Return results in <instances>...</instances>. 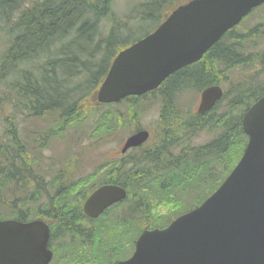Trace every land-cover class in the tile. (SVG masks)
<instances>
[{"label":"trees","instance_id":"trees-1","mask_svg":"<svg viewBox=\"0 0 264 264\" xmlns=\"http://www.w3.org/2000/svg\"><path fill=\"white\" fill-rule=\"evenodd\" d=\"M172 1L146 0L137 6V14L142 12L146 20H156L157 25L165 16L155 19L153 15L149 17V12L158 11L166 3L168 7ZM111 5L112 0H0V24L11 26L7 27L10 39L0 60V110L6 113L3 118L0 115V219L27 220L36 214L40 216L47 210L48 199L51 201L48 210H52L49 216H60L62 222L63 215L70 217L74 213L69 209H73L79 198L74 193L80 188L81 176H66L64 194L60 193L62 204L58 190L54 192L53 189L61 181L62 174L68 171L67 155L71 152L65 153V162L48 175L32 167L38 161L37 155L58 138L70 141L69 146L84 136L91 140L107 138L118 130L123 119L121 114L133 120L131 109L135 111L134 104H127L123 113L114 107L121 104L101 107L90 99L115 53L130 43L129 40H113L119 36L114 24L105 38L98 36L103 18L112 22L119 20ZM261 20L241 33L228 31L199 61L178 69L166 80L165 88L161 85L157 89L171 93L172 98V94L187 86L200 90L210 84L232 80L231 89H227L220 101L203 115L195 114L186 120L182 116L179 124L176 116L169 118L174 114L172 107L163 110L169 112L161 115L162 123L168 127L163 129L156 152L146 150L133 155V150L122 159L124 163L117 161L118 171L124 164H131L126 170L132 178L133 196L134 192L138 193L135 204L139 207L133 205L131 210L124 209L111 215L110 220H104L100 234L95 233L88 240L87 245H91L92 250L78 255L82 263L105 264L107 260L116 259L113 252L121 254L126 240H134L144 227H162L176 215L195 207L231 171L247 140L241 125L242 114L264 93V84L259 85L263 86L260 89L246 81L235 82L236 78L230 77V70L238 65L245 66V61L255 58L251 57L257 53L245 56L241 49L244 44H254L248 42H253L257 36L264 35V18ZM127 30L133 31L131 27ZM56 51L60 54H54ZM104 52L100 62L94 61L96 55L101 58ZM42 58L44 62L37 66V61ZM260 61L264 64V59ZM9 72H18L16 80L1 86ZM73 78L76 82L72 85ZM230 92L231 97H227ZM5 96L11 97L9 104ZM7 106L11 109L6 112ZM92 113H97L93 126L84 133L83 125ZM23 114L24 121L46 119L49 126L37 128V132L28 128L23 133L18 128V115ZM205 127L216 133L209 141L196 147L188 146L178 156L168 154L169 146L177 140L170 130H180V141H183ZM29 145L33 148H28ZM73 157L79 158L78 153ZM34 174L45 184L43 193L40 186L36 188ZM113 181L120 182L121 179L115 177ZM190 185L207 186L204 193L192 195ZM159 203L167 207L160 217L155 210ZM120 215H123L121 222ZM87 245L85 249L90 250Z\"/></svg>","mask_w":264,"mask_h":264},{"label":"water","instance_id":"water-1","mask_svg":"<svg viewBox=\"0 0 264 264\" xmlns=\"http://www.w3.org/2000/svg\"><path fill=\"white\" fill-rule=\"evenodd\" d=\"M264 0H189L178 5L149 35L117 53L95 93L99 103L117 102L156 88L170 73L201 58L222 34ZM219 85L200 93L197 112L221 97ZM247 135L243 152L219 186L199 205L166 227L144 229L132 256L117 264H264V95L242 116ZM141 129L122 147L141 145ZM123 188L104 185L86 199L83 210L97 216L123 198ZM48 227L35 219L0 220V264H48Z\"/></svg>","mask_w":264,"mask_h":264},{"label":"rangeland","instance_id":"rangeland-1","mask_svg":"<svg viewBox=\"0 0 264 264\" xmlns=\"http://www.w3.org/2000/svg\"><path fill=\"white\" fill-rule=\"evenodd\" d=\"M146 0H112L111 9L113 8L116 15H118L119 20L116 22H112L109 19L103 18L100 21L99 28H98V36L100 38H105L110 30V27L114 24L117 27V32H120L119 36H115L113 40L120 41L122 39H128L132 36H135L136 34H141L144 31L150 30L156 23V20L153 22H150V20H146V15L144 17V14L139 13L137 14V6ZM184 0H173L170 5H174L176 3H179ZM167 3L165 4V7H160V9L156 12L151 11L149 12V17L151 15L154 16V18H159L162 16L164 12H167L169 9V6L167 7ZM143 17V18H142ZM264 18V3L263 5L254 10H252L248 15H246L240 22L241 25L236 30L234 29L235 33H241L244 30L252 27L254 24L259 22L261 19ZM239 24V23H238ZM7 27H11L10 24H6L5 26L0 24V60L1 56L5 52V49L9 43V34L10 31ZM131 27L133 31L128 32L127 28ZM98 37V38H99ZM102 41V40H100ZM248 43H255L258 46L264 45V35L263 36H257L253 39V42ZM102 45V43H101ZM60 54V52L56 51L54 54ZM106 53L104 52L100 58V55H96L94 57V61L100 62L103 59V55ZM86 59V57H84ZM44 58L37 61V66L41 65L43 63ZM97 68L93 67V70ZM23 70V68H20ZM232 76L237 77L238 80H241L243 76H248L254 73V70L252 68H244L242 66H237L233 69ZM18 72H9V74L6 76V80L4 83H2L1 86L7 85V82L16 80ZM264 77V76H263ZM79 79L80 76L78 77ZM76 82V79H72V85ZM224 84V83H222ZM187 85V84H186ZM185 85V86H186ZM167 86V85H166ZM184 86V87H185ZM227 89L229 88V84H225ZM174 93V92H173ZM173 95V94H172ZM231 92L228 93L227 97H231ZM89 96V95H88ZM150 96L146 97L145 99H142L138 103V111L131 109V113H133V120H131L128 116L125 114H121L123 116V119L119 123V128L113 135H108L111 137L99 139V140H91L87 136H84L82 140L77 141L74 145L69 146L68 144L70 141L67 140L61 141L63 139L58 138L53 140L51 143L49 142L46 147H44L41 152L37 155L38 161H36V164H33L32 167L35 168L36 171H43L46 175H48L51 171H54L56 169H59L61 165L65 162V153L71 152V154L67 155L68 161L70 162V166H68V171L72 172L75 171L76 168H80L81 165V171H92L97 165V160H106L108 157H111L114 155V152L118 148V146L122 143L124 138L132 132V130L136 127H143L145 129L151 130L153 133L155 132V128L157 124H160L163 126L160 122V115L163 116L167 111H163L162 108H157V104H149L152 100L149 98ZM152 98H154L152 96ZM199 99V90L194 87V89L186 88L181 91L180 93V102L182 105V109L186 112L185 117L190 118L189 114H194V110L196 109V106L198 104ZM5 100L7 104H9L11 97L5 96ZM127 104L122 103L121 105L114 106L115 108L119 109L121 112L125 113V107ZM167 106L171 107L170 100L167 101ZM104 107V106H103ZM11 107H6V112L10 110ZM107 108H100V110H104ZM189 112V114H187ZM3 114H6L0 110V115L3 118ZM25 114V113H24ZM24 114L18 115V121L20 124H18V128L21 132L25 133L28 131V128L36 129L37 128H43L49 126L46 119L43 120H25L24 121ZM97 113H92L91 116L87 119V121L84 123L83 128L86 130L84 133L88 132L92 126L93 122L95 120ZM180 117L182 115L177 114L176 116V122H180ZM185 118V120H186ZM164 126H168L164 123ZM2 127H0L1 132ZM69 132H67V135ZM215 132H210L207 127L204 129L196 132L195 134L189 135L184 140L180 141L178 144L175 142L172 147H169L170 155L178 156L180 155L185 148L188 146H194L203 144L207 141H209L212 137L215 136ZM178 136H181V133H177ZM44 137V136H43ZM30 149L33 147L29 145ZM138 151H135L133 153L137 154ZM143 152V151H142ZM78 153L79 158H74ZM132 152H129L128 154H131ZM77 166V167H76ZM117 166V164H116ZM130 163L124 164L122 167V170L120 171H127L126 168L130 167ZM119 165L117 166L118 169ZM94 171H100L99 169H96ZM35 175L36 182V188L38 189V186H40V192H44V182L42 180H38V175ZM164 183V182H163ZM165 184V183H164ZM207 185H202L199 187H194V185H190L191 191L190 194L194 195L198 192H205ZM37 192H39L37 190ZM138 193L134 192L133 196V205L134 207H139V204L136 203L137 195ZM166 205L164 203L156 204V214L160 217L161 215H164ZM55 209V208H54ZM49 211V210H47ZM46 212V211H44Z\"/></svg>","mask_w":264,"mask_h":264},{"label":"flooded vegetation","instance_id":"flooded-vegetation-1","mask_svg":"<svg viewBox=\"0 0 264 264\" xmlns=\"http://www.w3.org/2000/svg\"><path fill=\"white\" fill-rule=\"evenodd\" d=\"M261 52H264V49L259 50ZM259 58L256 60V68L254 73L251 75H248V77L244 80L249 85L256 84L257 86L255 88L262 89L264 84V64H261L260 59H264V53L258 54ZM234 62V61H233ZM249 67L248 65L246 66ZM164 85V84H163ZM166 85H164V88ZM169 92H158V96H150L149 98L152 100L149 102L150 104H154L153 102H156V104L159 106V108L162 107V109H169L173 107V105H178L177 100V94H173L171 98V93ZM150 94H144L142 97H147ZM168 96V98H166ZM133 97L130 96L128 98L132 101ZM167 100H170L171 107L167 106ZM179 109L181 110V106L179 105ZM172 118V117H169ZM159 132V130H158ZM154 136V134L152 135ZM176 136V135H175ZM152 138V137H151ZM148 141V140H147ZM159 140L153 139L149 144H153V148L151 151H155V148L157 146V142ZM148 144V145H149ZM169 154V151H168ZM123 157L121 153H117L114 158ZM114 165V164H113ZM77 167V166H76ZM81 170L80 168H76L75 171H67L64 174H62L61 181L56 184V187L53 189L54 192L58 190L59 192V203L62 204V196L60 193H63L65 191V185H66V176L69 175H79L81 176L80 180V188L75 191V197H79L77 201L73 204L72 208L69 209L73 211L74 214H71L70 217L62 216L63 222L61 220L60 216H49L48 214L52 213V210L49 209V206L51 204V201L48 199V207L46 212H43L42 215H35L32 216L30 219H41L43 220L49 230V236H48V248L52 252L51 260L48 264H86L82 263L78 259V255L80 253H86L90 252L91 245H87L88 240L94 237L95 233L98 235L100 234V228L101 223L105 221L110 220L112 218L111 215H115L117 213L122 212L124 209H132L133 207V192H132V178L129 172L127 171H118L117 166H113V170L111 171H105V172H96V171H78ZM104 176L106 178H110L115 180V177L121 179L120 182H116L113 180H108L107 183L105 182H96V178ZM102 184H114L117 186H121L126 191L125 198L121 199L120 201L114 202L110 206L106 207L101 214H99L96 217H91L87 214H85L83 210L84 203L89 196V194L95 190L98 186ZM130 186V188H128ZM49 188V185H48ZM64 194V193H63ZM62 194V195H63ZM65 203V202H64ZM55 211V210H54ZM59 215V214H58ZM27 220H21V221H28ZM66 219V220H65ZM68 219V220H67ZM119 221H123V215L119 216ZM111 222V221H110ZM88 246V249L86 250V246ZM134 250V240L131 238L129 240H126L123 245V249L121 254L113 252V257L116 259L107 260L105 264H117L119 260H124L130 257Z\"/></svg>","mask_w":264,"mask_h":264}]
</instances>
